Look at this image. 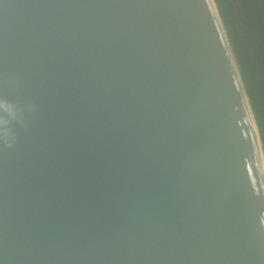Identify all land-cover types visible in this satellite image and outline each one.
<instances>
[{
    "label": "water",
    "instance_id": "water-1",
    "mask_svg": "<svg viewBox=\"0 0 264 264\" xmlns=\"http://www.w3.org/2000/svg\"><path fill=\"white\" fill-rule=\"evenodd\" d=\"M0 99L22 112L0 264H264V150L215 0H0Z\"/></svg>",
    "mask_w": 264,
    "mask_h": 264
},
{
    "label": "trees",
    "instance_id": "trees-1",
    "mask_svg": "<svg viewBox=\"0 0 264 264\" xmlns=\"http://www.w3.org/2000/svg\"><path fill=\"white\" fill-rule=\"evenodd\" d=\"M215 2L250 100L264 150V76L260 72V68L264 69V0Z\"/></svg>",
    "mask_w": 264,
    "mask_h": 264
},
{
    "label": "clouds",
    "instance_id": "clouds-1",
    "mask_svg": "<svg viewBox=\"0 0 264 264\" xmlns=\"http://www.w3.org/2000/svg\"><path fill=\"white\" fill-rule=\"evenodd\" d=\"M22 121V112L12 101L0 99V141L11 147L17 135L13 130L14 123Z\"/></svg>",
    "mask_w": 264,
    "mask_h": 264
},
{
    "label": "flooded vegetation",
    "instance_id": "flooded-vegetation-1",
    "mask_svg": "<svg viewBox=\"0 0 264 264\" xmlns=\"http://www.w3.org/2000/svg\"><path fill=\"white\" fill-rule=\"evenodd\" d=\"M259 45H260V43H259ZM254 55H256V53H254ZM260 72L263 74V76H264V69L263 68H260Z\"/></svg>",
    "mask_w": 264,
    "mask_h": 264
},
{
    "label": "bare ground",
    "instance_id": "bare-ground-1",
    "mask_svg": "<svg viewBox=\"0 0 264 264\" xmlns=\"http://www.w3.org/2000/svg\"><path fill=\"white\" fill-rule=\"evenodd\" d=\"M233 60H234V58H233ZM236 67V66H235ZM244 92V91H243ZM247 96L245 95V100H246V102L248 103V99L246 98Z\"/></svg>",
    "mask_w": 264,
    "mask_h": 264
}]
</instances>
